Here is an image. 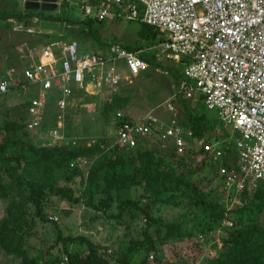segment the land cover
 I'll return each mask as SVG.
<instances>
[{"label": "built area", "instance_id": "1", "mask_svg": "<svg viewBox=\"0 0 264 264\" xmlns=\"http://www.w3.org/2000/svg\"><path fill=\"white\" fill-rule=\"evenodd\" d=\"M73 6L80 20L135 21L156 29L162 41L151 50L184 65L179 94L201 97L222 128L235 135L231 157L219 142L194 138L184 129L175 115V102L169 100L165 108L172 116L167 120L153 115L135 119L115 111L114 141L101 149L129 151L152 143L172 144L177 156L202 150L218 162L226 192L222 227L232 228L229 212L264 184V0H76ZM140 52L119 44L82 51L77 42L65 40L21 49V59L27 61L20 74L0 77V97L19 93L27 104L25 130L36 134L39 145H75L66 138L62 123L70 99L81 93L106 97L116 92L125 74L136 78L148 68ZM50 105L56 108L51 125ZM88 163L77 157L70 166ZM217 245L221 247L220 241Z\"/></svg>", "mask_w": 264, "mask_h": 264}, {"label": "rangeland", "instance_id": "2", "mask_svg": "<svg viewBox=\"0 0 264 264\" xmlns=\"http://www.w3.org/2000/svg\"><path fill=\"white\" fill-rule=\"evenodd\" d=\"M74 2L76 0H58V11L48 15L58 17L63 14L60 6L62 8L66 6L65 12L77 17L72 11ZM23 4V0H0V10L22 12ZM38 23L36 18L31 21L11 19L0 23V77L8 73L12 76L20 74L27 61L21 59L20 50L23 49L25 52L37 48L35 44L40 42L42 35L45 34L40 32ZM139 27V22L109 19L100 29L101 38L106 45H139L154 53L157 62L160 63V67L148 66L146 71L136 78L124 75V80L117 87L116 92L126 97L128 101L118 111L135 119L153 115L167 120L172 115L167 112L165 103L172 100L175 102V107L180 109L178 95L186 99L183 92L179 94V85L175 81L184 65L173 61L161 51L151 50L154 45L149 46L138 38ZM54 33L58 35L62 33L59 24L58 30ZM73 41L78 43L82 51L93 50V46L88 41ZM181 81L180 78V83ZM18 95L19 93L14 91L6 97H0V125L4 121L16 120L19 117V110L15 107L22 104V99ZM107 97L81 93L70 99L62 121L67 139L75 144L96 143L100 139L113 143L112 115L109 114L107 118L102 115V107ZM186 103L194 113L203 111L208 117L217 119L215 112H206L202 109L198 97L186 99ZM55 112L56 108L50 105L48 107L50 118L47 121L52 124L55 123V119L51 116ZM22 115L24 116V113ZM178 120L181 121V118ZM220 127L223 129L221 125ZM220 127H216L213 131L211 126L205 136L213 140L220 134ZM226 132L228 137L217 141L234 142L235 135ZM27 133L35 141L36 134ZM148 144L156 149L165 145L147 143L144 147ZM108 152L103 151L102 154L94 156L90 163L82 166L80 176L71 177L66 173H58L52 177L51 182L55 186L71 189L73 197H78L76 203H71L66 197L53 195L45 190L42 214L46 220H40L34 215V207L27 205V226L23 238L25 250L30 258L36 259L38 264H54L56 259L63 257L64 250L83 253L86 247L79 241L80 237H85L94 243L103 252L109 264H118L117 260L123 254L126 245L132 241L142 245L151 240L155 244V249L148 253L144 250L135 252L130 264H139L146 254L147 264H158V262L159 264H205L206 261L214 258L217 251L223 249V246L217 245L219 241L223 245L222 225L218 228H208L212 219L209 218L206 206L197 203L195 193L184 186L174 189L171 184L169 187L172 191L167 192L132 186L124 195L112 194L109 199L101 194L91 197L83 194L89 166L96 158L109 156ZM188 163L190 165L184 166L177 161H170L169 165L176 173L194 184L197 193L203 195L205 200L224 202L226 192L223 181L217 174L218 162L206 156L202 161L193 162L190 159ZM23 192L27 194L28 190ZM122 200H129L134 204H125L122 214H118L117 204ZM9 201V198H0V219L5 216ZM144 206L155 220L154 223L146 221L141 211ZM48 217L56 220H50ZM234 219L239 227L245 226V220L239 222ZM258 224L264 228V210L258 216ZM64 238H75V240L66 241L64 244L62 240ZM198 241L202 246V252L195 258L193 245ZM150 255L152 259L149 258ZM0 264H20V262L0 249Z\"/></svg>", "mask_w": 264, "mask_h": 264}, {"label": "trees", "instance_id": "3", "mask_svg": "<svg viewBox=\"0 0 264 264\" xmlns=\"http://www.w3.org/2000/svg\"><path fill=\"white\" fill-rule=\"evenodd\" d=\"M64 5L66 4L64 3ZM65 7L60 6V11L62 10L63 14L58 17L41 11L12 12L0 10V23L11 19L31 21L33 18H36V22L58 23L62 33L60 35L45 33L42 35V40L35 44L37 47L54 40L88 41L93 46L92 51L109 46L106 45L100 35V29L104 22L80 20L69 12L66 13ZM137 36L149 46L162 41L156 29L143 23H140ZM122 47L129 51L142 50L139 57L147 62L148 66L160 67L154 53L147 51L144 47L139 45H123ZM182 76L181 71L179 76L175 78L178 85H180V78L183 79ZM178 96L180 109L175 107V115L178 119L181 118V121L179 120L180 125L189 130L194 138L219 142L217 140L228 137V133L221 129L217 119L208 117L203 111L194 113L187 105L186 99ZM198 100L201 101V97ZM127 101L126 97L113 92L104 101L103 117L107 118L109 114L113 115L115 111L123 108ZM201 106L208 112L202 101ZM26 107V103L15 107L19 110V117L16 120L4 121L0 125V198H9L10 200L6 207L5 216L0 219V249L6 255L19 260L20 264H38L36 259L28 256L24 247L23 233L27 226V205L30 204L34 207V215L40 220H46L42 214V200L45 190L53 195L66 197L71 203H76L78 197H73L71 189L55 186L51 182L52 177L58 173H66L71 177L80 176L81 167L78 165L71 167L70 164L77 157L85 158L90 163L94 156L102 154L101 145H104L105 141L100 139L96 143L41 146L33 141L25 130ZM211 126L213 131L216 127H220L221 130L220 134L215 136L216 138L213 140L205 136ZM157 146H161V144ZM220 147L227 155L234 156L233 142L222 141ZM153 148L149 144L146 147L138 144L135 149L129 151L114 147L108 152L109 156L96 158L87 170L83 194L89 197L101 194L109 199L112 194L124 195L132 186H142L145 189L154 188L164 192L172 191L169 187L171 184L174 189L184 186V188L195 193L197 203L206 206L209 218L212 219L211 226L208 228L220 227L225 210L223 202L216 203L205 200L203 195L197 193L194 184L186 177L176 173L169 165L170 161H177L180 165L187 166L190 165L188 160L202 161L207 155L202 150H198L195 152L188 151L182 156H177L172 144L157 149ZM222 162L226 164L224 158ZM26 189L28 190L27 194L23 192ZM244 198L243 196L242 199ZM244 200L245 202L241 207L234 208L229 212L233 227L230 230L222 228L224 229L221 235L223 249L217 251L214 258L209 259L205 264H264V228L258 224V216L264 210V184L259 183L251 196ZM128 203L134 204L129 200H122L117 204L118 214H122L125 204ZM141 211L148 223L155 222L149 215L146 206L142 207ZM234 218L239 222L245 220V226L239 227ZM62 240L65 244L66 241H74L75 238ZM79 241L85 245V252L77 253L64 250L63 257L56 259L54 264H109L103 252L94 243L85 237H80ZM193 247H195L196 258L202 252L200 241L196 242ZM154 249L155 244L151 240L142 245L132 241L126 245L117 262L118 264H130L135 252L144 250L148 253ZM147 260L146 254L139 264H147Z\"/></svg>", "mask_w": 264, "mask_h": 264}, {"label": "water", "instance_id": "4", "mask_svg": "<svg viewBox=\"0 0 264 264\" xmlns=\"http://www.w3.org/2000/svg\"><path fill=\"white\" fill-rule=\"evenodd\" d=\"M23 2L24 10L28 11L56 13L59 8L58 0H23ZM38 27L40 32L54 33L58 30V23L40 21Z\"/></svg>", "mask_w": 264, "mask_h": 264}]
</instances>
